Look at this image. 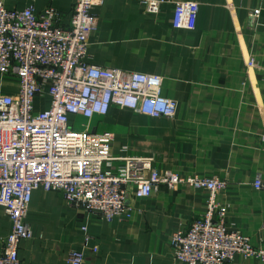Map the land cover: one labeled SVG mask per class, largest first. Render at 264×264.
I'll use <instances>...</instances> for the list:
<instances>
[{
  "label": "crops",
  "instance_id": "obj_1",
  "mask_svg": "<svg viewBox=\"0 0 264 264\" xmlns=\"http://www.w3.org/2000/svg\"><path fill=\"white\" fill-rule=\"evenodd\" d=\"M74 1L5 5H32L37 12L51 5L64 13L61 23L67 25ZM176 1L182 0H164L154 12L143 0H104L93 9L98 26L87 55L102 67L160 75L161 93L177 101L175 115L155 117L112 105L103 117L81 118L80 128L112 133L114 156H151L160 170L227 180L217 200L228 205V225L264 248V190L253 186L258 176L264 179V0H194L199 13L191 30L173 27ZM255 9L260 17L250 26ZM251 57L254 66L248 65ZM18 91V79L0 73V96ZM50 103L47 93L40 94L35 108ZM207 199V190L188 183L160 184L148 197L131 195L130 217L108 221L69 204L59 191L36 189L26 218L32 237L20 242L19 258L21 264H69L68 252L80 249L84 264H187L174 257L171 234L200 217ZM10 230L0 206V249ZM226 264L262 262L238 254Z\"/></svg>",
  "mask_w": 264,
  "mask_h": 264
},
{
  "label": "built area",
  "instance_id": "obj_2",
  "mask_svg": "<svg viewBox=\"0 0 264 264\" xmlns=\"http://www.w3.org/2000/svg\"><path fill=\"white\" fill-rule=\"evenodd\" d=\"M103 1L75 0L70 22L63 25L64 13L51 5L37 12L32 5L8 8L0 0V73L16 75L19 82L17 94L0 96V206L11 221L0 264H21L19 245L32 237L26 218L36 189L59 191L69 204L111 221L130 217L131 195L148 197L160 184L181 183L207 190L208 199L200 217L171 234L176 259L226 264L240 254L264 264V248L228 225V205L217 200L227 180L160 170L151 156H114L112 133L75 128L72 116L103 117L112 105L155 117H173L177 110V101L161 93L160 75L88 62L90 37L98 26L93 9ZM163 1L143 3L156 12ZM198 13L197 1H176L173 27L194 29ZM259 17L260 9L251 10L249 25L256 26ZM255 63L253 57L248 61ZM44 93L50 106L37 110L36 97ZM114 161L121 162L117 168ZM253 186L264 190V179L258 176ZM89 241L86 236L85 244ZM84 261L83 250L68 252L69 264Z\"/></svg>",
  "mask_w": 264,
  "mask_h": 264
},
{
  "label": "rangeland",
  "instance_id": "obj_3",
  "mask_svg": "<svg viewBox=\"0 0 264 264\" xmlns=\"http://www.w3.org/2000/svg\"><path fill=\"white\" fill-rule=\"evenodd\" d=\"M11 77H16V75H10ZM17 78V77H16ZM81 118H83V117H81V116H79V117H77V119L75 120V128L76 129H81L80 128V121H81Z\"/></svg>",
  "mask_w": 264,
  "mask_h": 264
}]
</instances>
